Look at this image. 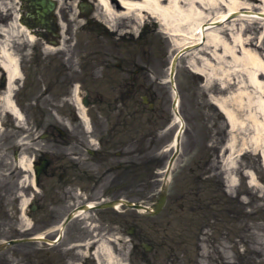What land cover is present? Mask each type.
Segmentation results:
<instances>
[{
  "label": "rangeland",
  "instance_id": "rangeland-1",
  "mask_svg": "<svg viewBox=\"0 0 264 264\" xmlns=\"http://www.w3.org/2000/svg\"><path fill=\"white\" fill-rule=\"evenodd\" d=\"M106 1L113 6L118 2ZM157 1L164 7L168 0ZM83 3H88L91 8L87 14L77 18ZM57 6L62 22L70 28L72 37L78 40L80 49L76 53L80 57L86 56L91 68H100L95 73L89 70L86 75L90 77L91 73L97 77L92 93L95 103L89 110L93 134L110 136L108 141L112 144L133 140L132 150L126 147L123 152L127 162L130 152L135 155L133 162L136 167L127 174L132 173L129 176L133 182L137 178L140 188L127 191L126 199L151 208L159 198L157 192L164 176L162 172L173 152L168 146L178 128L172 125V95L169 83L165 81L170 62L179 50L174 45L184 43V37L172 32L167 34L157 23L152 25L149 20L144 24H136L132 16L117 20L113 25L108 24L92 0H60ZM184 8L186 5L181 4V9ZM123 13L118 7L117 14L123 17ZM223 14L227 15L226 7L218 8L211 16L217 18ZM226 19L228 21L212 24L204 32V43L201 40L197 46H190L188 55L177 60L174 82L177 111L183 122L180 152L170 172L166 187L167 200L162 212L149 217L145 213L128 210L126 226L128 231L131 230L130 226L134 227V234L111 237L116 241L111 245L115 256L124 264H223L224 254L218 253V244L213 246L215 252L209 256L200 249L205 239H212L210 234L217 223L238 225L245 229L241 236H233L227 244L232 247L233 264H241L236 257L237 242L240 250L248 252L249 264L257 263L256 255L262 253L259 247L263 244L259 238L264 227V208L260 206L257 193L247 187L243 177L247 169L264 183L259 157L245 154L239 158L236 174L238 186L233 191L226 187L225 179L219 174L222 154L231 142L233 133L214 101L224 102L234 108L233 97L239 90L236 84L238 78L233 72L231 55L224 53L223 47L207 50L205 39L216 37L232 47L231 34L236 32V23L232 21L233 16H226ZM244 25L246 29L242 33L243 37L252 38L255 44L246 48L252 49L264 60V27ZM231 28L234 29L231 31ZM88 32L95 38L90 52L85 48ZM59 59L63 62V57ZM62 64L69 67L67 63ZM197 71L202 73L197 74ZM107 74L115 75L109 84ZM260 78L263 79L262 76ZM117 81L119 85L116 87ZM14 121L11 134L24 133V126L20 129L22 125L16 126ZM4 131L0 123V137L5 134ZM235 134L240 135L238 132ZM16 166L14 164V168ZM29 177L26 171L21 170L15 175L0 173V204L7 208L14 204L17 218L20 200L31 195L39 198L38 190L35 191L29 183ZM137 192L139 196L132 195ZM226 192L233 197L225 195ZM244 194L248 195L245 210L238 204L241 202L238 199ZM217 204H230L232 214L228 216L224 212L228 206L222 208ZM5 215L0 212V226L4 225ZM38 218L39 212L35 220L38 221ZM30 226L34 227L31 223ZM23 228L17 220L14 236H1L6 231H0V242L22 237ZM143 243L151 247L150 250L145 251ZM44 251L42 243L38 242L15 244L0 252V264H55L54 258L43 260ZM263 254L261 256L264 257Z\"/></svg>",
  "mask_w": 264,
  "mask_h": 264
},
{
  "label": "flooded vegetation",
  "instance_id": "flooded-vegetation-1",
  "mask_svg": "<svg viewBox=\"0 0 264 264\" xmlns=\"http://www.w3.org/2000/svg\"><path fill=\"white\" fill-rule=\"evenodd\" d=\"M40 13L41 10L28 0H0V123L5 130L0 137V173L15 175L21 170L17 166L14 168L19 157L32 156L30 170L33 175L29 183L38 190L39 198L31 195L24 211L34 227L23 229L22 237L42 235L44 261L54 258L55 264H94L96 239L121 238L128 234L127 191L140 188L137 178L133 182L129 176L132 173L127 174L128 169L136 167L135 155L130 152L127 162L123 152L126 147L132 150L133 140L112 144L108 141L110 136L93 134L89 110L95 103L92 93L97 77L91 73L90 77L86 75L89 70L95 73L100 68H91L87 57L76 53L80 45L67 25L64 29L68 39L66 53L45 52L44 48L51 46L45 39L47 35L56 39L53 46L58 47L62 32L59 22L63 20L56 10L44 17L49 23L45 27L41 25ZM14 17L17 20L13 23ZM8 35L11 37L6 39ZM86 39L85 48L90 52L95 40ZM7 55L16 60L18 69L11 81L4 66ZM114 78L115 75L107 74V83ZM118 85L119 81L115 82V86ZM74 90L85 109L89 131L83 127L72 102ZM6 94L22 115V126L16 120L15 125L21 126L20 129L24 126V133L11 134L14 119L5 108ZM132 195L137 197L139 192ZM217 206H228L224 212L228 216L232 214L230 204ZM0 212L6 213L4 225L0 226V231L6 234L1 236H14V224L19 221L20 212L17 218L14 204L10 208L1 205ZM75 212L85 217L75 219ZM129 232L133 235L134 229ZM257 258V263L253 264H264L263 256Z\"/></svg>",
  "mask_w": 264,
  "mask_h": 264
},
{
  "label": "bare ground",
  "instance_id": "bare-ground-1",
  "mask_svg": "<svg viewBox=\"0 0 264 264\" xmlns=\"http://www.w3.org/2000/svg\"><path fill=\"white\" fill-rule=\"evenodd\" d=\"M59 1L60 0H56L57 3ZM92 1L96 2L97 10L103 15L108 24L113 25L117 20H122V18L132 16L136 24H144L149 20L152 25L157 23L167 34L172 32L177 33L178 36L184 37V43L179 44L180 46L174 45L177 49H179L177 54H181V56H178L179 58L184 55H188L190 52V46H197L201 40L202 43H204V32L208 30L212 24H218V22L221 21H228L226 16H233L234 19L232 21L236 23H233L236 32L231 34L232 47H230L229 44H223L220 40H217L216 37L205 39L207 50L210 48L217 49L223 47V52L231 55L233 72L238 78L236 84L238 85L239 90L233 97L234 108L229 107L228 104L224 102L214 101L220 113L225 117L230 131L233 133L231 142L222 154V167H220L221 170L219 171V174L223 177V179H225L227 183L226 187L230 191H233V189L238 186V178L236 174L237 168H239V158L245 154H252L255 157H259L264 173V60L253 52L252 49L246 48V46L252 47L255 46V44H253L252 38L246 39L242 35L246 29L244 24L255 25L257 28L264 27V0H168L167 5L164 7H161L157 0H140V2L135 0H118L117 3H114V6L106 0ZM33 4L34 6H38L36 3ZM85 4L90 6L88 3ZM181 4L186 5V8L182 10ZM118 7H121L123 10V17H120L117 14ZM222 7L227 8L226 16H224L225 14L220 15L217 18L211 16V14L216 12L218 8ZM80 16L81 13L76 15L77 18ZM13 19L14 20L12 22H16V17ZM237 22L239 23L237 24ZM48 25L49 23L46 22L45 27H48ZM237 25H239V27H237ZM59 26L61 27L62 32L60 41L57 43L58 47L55 48L53 46L56 44V39L48 38L47 35L45 39L51 46L47 45L44 48L45 52L52 51L54 54L66 53L65 49L67 48L66 43L68 42V39L65 36L66 31H64L65 23L59 22ZM81 26L84 25L82 24ZM234 28H231V31ZM76 32L77 31H75V33ZM87 34L88 36H86V38L95 40L92 33L90 34L88 32ZM53 35L54 37L57 36L56 34ZM10 37L11 36L8 35L5 38L8 39ZM31 39L33 38L31 37ZM176 65L177 64H175L174 70H176ZM4 66L8 70L9 81H11L18 72L16 60L10 55H7L6 60L4 61ZM201 73L202 72L197 71V74ZM261 76L263 79L260 78ZM168 79L169 75L165 81L166 83H168ZM4 101L7 112H9L14 120L17 121L18 125H22V115L10 101L9 94H6ZM72 102L76 106L77 115L83 127L86 131H89L90 125L85 109L80 105L79 100L75 97V90L73 92ZM172 125L178 126L177 131L168 146V148L173 151V149L181 142V140H178V136L183 133V122L180 120V117L174 113L172 115ZM235 132H238L240 135H236ZM238 146L239 148H237ZM178 154L179 152L175 156L174 152H172L170 157L175 156L171 165L172 167L167 170L168 166H166L165 169L168 173L165 171L162 172L164 176L161 180V185L158 188L157 193L159 197L164 195V202L162 208L156 214H160L165 206L167 200L166 187L170 181V172L174 167V161ZM31 159L32 156L23 155L15 162L17 167L21 170H25L30 177L33 175L30 170ZM129 170L130 169H128V171ZM243 177L247 181V187L257 193V197L260 200V206H263L264 208V183H262L253 172L247 169L244 170ZM29 179L30 178H28V180ZM225 195L233 197L227 192ZM245 195L246 194L239 199L237 198L241 201L238 204L241 205L244 210L248 203V195H246V197ZM30 198L31 196L27 199L24 198L20 200L19 203V222H21L24 226L23 229H28L30 227V221L24 216V211L30 202ZM158 202L159 201L156 200L155 203L152 204V206H154L153 212H151L149 207L146 205L140 203L139 206H143L147 210V216L155 217L156 214L153 213L155 212ZM125 205L126 208L129 209V206H134V202L127 200ZM74 216L75 219L85 217L84 214L80 212H75ZM65 223L66 222L62 225V229L64 228ZM216 225L217 226L214 228L212 235L210 234L214 241H212V239H205L201 244L200 249H202L204 254L209 256V254L215 252L213 246L218 244L216 246L218 253L224 254L223 264H233L234 262L232 258H234V256L232 254L233 252L230 250L232 247H228L227 244L233 236H241V232H244L245 229H241V226L238 225L230 226L228 223H217ZM41 237V234H36L34 242H42ZM20 238L26 242H29L30 240L25 237ZM114 239L100 238L95 240L93 253L94 264H124L118 261L114 254V250L111 246L116 243ZM259 239L261 240L263 246L259 247V250L262 251V253H258L256 255L257 257L264 253V227ZM6 241L7 240H3L0 242V252L6 245ZM238 244L239 243L237 242L235 248L237 252V260H239L241 264H249L247 260L248 252L246 250H240V247L237 246ZM256 256H253V258ZM219 263L221 264V262Z\"/></svg>",
  "mask_w": 264,
  "mask_h": 264
},
{
  "label": "water",
  "instance_id": "water-1",
  "mask_svg": "<svg viewBox=\"0 0 264 264\" xmlns=\"http://www.w3.org/2000/svg\"><path fill=\"white\" fill-rule=\"evenodd\" d=\"M39 6L44 8V11L45 12H48L49 10L52 9V4H50L49 2H46V0H42L39 2ZM181 55V54H180ZM179 54L175 55V57L173 58L172 62H171V68H170V74H169V79H170V83H171V86L174 88V83H173V75H174V67H175V63H176V59L178 58V56H180ZM175 105H176V99L173 100L172 102V108L175 110ZM175 112L177 113V111L175 110ZM178 140H180V136L178 137ZM179 151V147L177 146L176 147V150H175V156L177 155ZM174 157H171V159L169 160V163H168V168L167 170L170 169L171 165H172V162L174 160ZM168 173V171L166 172ZM163 202H164V196H161L156 208H155V212L153 214H156L158 213V211L162 208V205H163ZM135 208H138V209H145L143 206H134ZM146 210V209H145Z\"/></svg>",
  "mask_w": 264,
  "mask_h": 264
}]
</instances>
